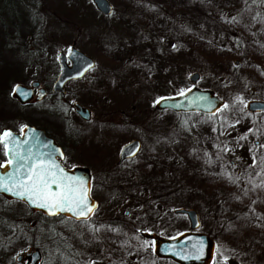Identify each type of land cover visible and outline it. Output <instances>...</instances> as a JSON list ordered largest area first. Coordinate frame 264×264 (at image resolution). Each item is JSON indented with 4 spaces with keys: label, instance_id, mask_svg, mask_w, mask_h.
Wrapping results in <instances>:
<instances>
[{
    "label": "rangeland",
    "instance_id": "obj_1",
    "mask_svg": "<svg viewBox=\"0 0 264 264\" xmlns=\"http://www.w3.org/2000/svg\"><path fill=\"white\" fill-rule=\"evenodd\" d=\"M23 1L21 8L8 4L7 12L25 14L29 5L36 20L13 42L26 51L19 74L0 97L11 96L16 83L48 82L59 51L68 53L74 46L95 59L84 78L67 85L68 99L90 109L91 120L67 109L58 134L75 140L74 148L67 146V160L90 168L99 208L87 222L47 219L45 227L37 224L25 236L0 229V264H17L18 254L25 264V251L34 249L41 253L37 264H56L58 258L63 264H151L152 242L141 231L173 236L186 230L185 217L173 212L179 207L195 208L201 228L229 255L253 235L264 242V231L231 226L239 223L234 215L251 207L264 212V187L257 186L264 185L261 159L240 152V166L230 162L237 159L231 131L245 123L243 106L232 97L230 22L245 14L242 6L251 1L109 0V15L91 0ZM194 71L200 76L195 84L213 88L229 105L227 111L184 116L155 108L157 99L194 85L189 79ZM252 120L246 127L264 126V117ZM53 123L44 121L48 128ZM134 138L142 142L139 153L118 165L119 148ZM252 192L263 197L253 199Z\"/></svg>",
    "mask_w": 264,
    "mask_h": 264
},
{
    "label": "flooded vegetation",
    "instance_id": "obj_2",
    "mask_svg": "<svg viewBox=\"0 0 264 264\" xmlns=\"http://www.w3.org/2000/svg\"><path fill=\"white\" fill-rule=\"evenodd\" d=\"M249 1H251V4L247 3V5L242 6V8L245 9V14L233 16L232 17L233 21L230 22L232 24L231 29H232V44H233V48L231 49V53L233 56V60H232L233 64L231 67V72H232L233 83L235 82L232 97L234 99L239 97L243 100V104H241V106H243V114L245 120L243 127H241L239 130L231 131V140L235 145V152L237 153L236 156L237 159L231 160L230 162L232 164L236 162L238 163V166H240L239 162L242 163L239 157L240 152L243 155H247L248 152H250V154H255L258 159L259 158L261 159V157L264 156V147H260V146H264V126L254 127V128L250 126L246 127L248 124L246 120L256 119L257 117H264V29H263L264 0H249ZM72 47H70V49ZM64 54L67 55L68 53H64ZM67 64L68 66L71 65V61L69 59H67ZM95 64L96 61L94 59V65L91 68H89L83 76H81L80 78L67 80L63 86L64 92H61L60 90H53V84L60 72V65L58 64L56 58V63H55L56 73L52 76L51 79H49L48 82L44 83L40 81L38 78H34L31 79L29 82L20 83L26 86L27 88L31 89L30 91L31 96L27 101L22 102L17 97H15L13 95V89L11 96L9 94L6 97H0V135H2L5 130H8L12 134L17 135V137L20 139L22 136V129L26 125L34 126L36 128L44 130L45 134L53 138L55 142L62 149L64 156L63 159L61 160V164L66 168H75V167L86 168L90 175L91 184H92V172L90 168L85 164H81L78 162L72 163V162H68L67 160V157L69 156L67 146H73L75 140L73 139V137H71V134L60 136L58 133L59 131H62L61 125H63V122L61 119H62V115L66 113L67 109L69 110L72 109L74 113L82 121L88 122L91 120V114L89 119H83L81 118L80 115H78L75 112L73 104L78 101H71L68 99L69 94L67 92V85L69 83H73L79 79L84 78L88 74V72L94 68ZM194 72L198 73L197 71ZM199 77L200 76L198 73V77L196 81H192L194 85L192 84L187 89L191 88L192 86H197L195 83L198 81ZM33 82H38V85L33 86L32 85ZM202 89L212 90L219 98H221L213 88L203 87ZM2 92H3V87L0 88V95ZM221 99L224 101L225 104V100L223 98ZM252 101L261 102L262 105L256 106V108L253 109H249L248 108L249 102ZM46 102H48L49 104L45 105ZM48 111L49 112L54 111L55 115L54 116L48 115ZM172 112L177 113L178 115H185V116L191 113H197L206 116H214L217 114L218 111L214 113H203L197 111H191V112L172 111ZM48 117H50V119H48ZM46 119L52 120L54 122L53 123V125L55 126V128L53 126L54 129L48 128L46 124H44V121H46ZM215 131H216V135H218L220 140L222 141V129L219 123L217 124ZM11 140L14 143L13 148L19 145L18 150L21 153H26L30 148V147L22 148L21 147L22 145L19 144V141H16L15 138L13 137ZM37 140L38 139L36 138L35 141ZM72 148H74V146ZM31 151L33 153L42 155L44 159L46 157L45 154L41 153L37 147L31 149ZM119 151L117 153L118 159L116 162L118 165L134 158L139 153L140 150L134 157L124 158L123 160H119ZM189 154L190 153H188V156ZM8 159H9V155H5L3 145L0 144V164H7ZM4 168L5 167H0V177H4L6 181L8 174L14 171V167L10 166V168H8L7 170H3ZM7 183L9 184V187L12 188V190H16L11 180H7ZM90 194L93 198H95L92 195L91 191ZM252 195H253V199L257 198V196L259 198L263 197V195L260 196L258 193H253ZM98 208H99V201H98L97 209ZM186 208H193V207H186ZM96 210H94V213ZM173 212L176 214H181L185 217L187 223L186 230L173 236H163V235H159V236L173 238L183 232H191V231L207 234L213 242V249L211 256L207 260L190 259L187 262L181 263L170 257H162L154 253L155 261H152L151 264H264V242L259 241L255 235H253L252 238H250V240L248 241L249 245H247L248 243L246 242L247 244H245V246L240 247L238 245L235 248L233 247L231 249V254L229 255L228 254L229 249L225 248L226 246L220 247L217 244L218 242L217 239L201 228L202 222L200 219L199 212L197 210L196 212L198 217V226L194 229L191 228L190 219L186 214L175 212V209L173 210ZM126 214H128V211H126ZM32 215L35 216L36 218L32 222H30L31 221L30 218ZM59 216L76 222H85L84 220H75L73 218H69L62 215ZM59 216H52V217H59ZM47 217L49 216H47L42 212L32 211L30 207L19 198L8 197L0 191V229L5 230L7 233L22 232L23 233L22 235L25 236V234L27 235L28 231L31 228H35L37 224L38 226H40V228L45 227L46 224L45 222L47 220ZM91 217L87 219V221H89ZM234 218H235L234 221H237L239 223L235 225L231 224L232 227L235 226L239 230H247V232L264 231V212L258 209L255 210L254 208L251 207L248 213L240 212L237 215H234ZM234 218H232V220ZM245 218L248 219L249 223L243 225V220ZM141 234L151 240L153 252H154L153 235L156 233L141 231ZM7 242H9V240H7ZM26 253L27 251H25V258H26L25 264H27L28 262ZM17 256H20V258L17 259ZM17 256L15 257V263L22 264V260H23L22 254H18ZM225 258L227 259L225 260ZM120 263L122 264L124 262H119V264ZM135 263L137 264L138 261H136Z\"/></svg>",
    "mask_w": 264,
    "mask_h": 264
},
{
    "label": "water",
    "instance_id": "obj_3",
    "mask_svg": "<svg viewBox=\"0 0 264 264\" xmlns=\"http://www.w3.org/2000/svg\"><path fill=\"white\" fill-rule=\"evenodd\" d=\"M95 8L102 13L103 15H109L112 11V5L109 0H91ZM67 59L71 61V65L68 66ZM57 62L60 65V72L58 74L57 79L55 80L53 84V90H60L61 92H64V84L69 79H75L80 78L85 74V72L91 68L94 65V59L87 55L84 51L72 47L68 54H64L63 52H59L57 55ZM198 77V73L194 72L190 75L191 81H196ZM33 86L38 85V82H33ZM16 86H19L24 92H26L28 95L24 96L21 95L19 92H14V88ZM191 91L185 90L186 95L181 96L180 94H175L172 96H165L159 98L162 100V103L157 104L155 102V108L160 110H172L175 112H191V111H197V112H203V113H214L218 109L222 107L224 104V101L219 98L212 90L208 89H202L197 86H192ZM31 89L27 88L26 86L17 83L13 87V95L17 97L20 101L25 102L29 99L31 96L30 93ZM207 97L209 100H211L213 103L211 105V109L209 110L208 102L204 100H197V97ZM158 100V99H157ZM173 104H180L181 107L173 108ZM262 105L261 102L252 101L249 102L248 108L253 109L256 108V106ZM75 112L81 116L83 119H89L90 118V109L83 106L82 104L75 102L73 104ZM4 132H10L8 130H5ZM3 132V133H4ZM11 133V132H10ZM12 134V133H11ZM12 137L15 138L16 141H19V144L22 145L21 147H30L31 149L37 147L41 153L45 154V159H48V156L51 155L52 161L59 164L61 168L65 170V172L74 177L79 179H84L91 191V180L90 175L86 168H66L61 164V160L63 159V152L60 146L55 142L53 138L46 135L44 130L36 128L34 126L26 125L22 129V136L19 139L17 135L12 134ZM38 139L35 141V139ZM10 147H13L14 143L12 140L9 141ZM141 142L138 138L131 139L130 141L126 142L119 151V160H123L124 158H130L134 157L138 151L140 150ZM62 154V155H61ZM10 168V166L5 167L3 170H7ZM3 182H7L3 181ZM4 195L8 197H17L14 192L16 190L12 191H3L0 190ZM89 191V200L91 202L95 203V210L98 207V201L93 198ZM19 198V197H17ZM20 199V198H19ZM22 200V199H20ZM24 201L32 211H38L46 214L49 217L52 216H66L69 218H73L75 220H83L78 219L74 216H72L69 212H63L59 213L58 215H51L47 213L45 209H41L39 207H36L32 205L30 202ZM175 212L178 213H184L186 214L191 222V228L194 229L198 226V217L197 212L193 208H186V207H179L175 209ZM92 216V215H91ZM90 216V217H91ZM89 217V218H90ZM88 218V219H89ZM154 253L158 256L162 257H170L178 262L184 263L187 262L190 259H183L182 256L184 255H190L193 251L192 245L197 244L199 246L201 243L203 245V253L200 256L199 259H209L212 253L213 249V242L210 239V237L207 234L204 233H198V232H183L176 236V239L168 238V237H162L159 235L154 234ZM26 256L28 258L27 264H37L38 261L41 258V253L39 249H34L31 251H27ZM20 256H17V259H19ZM196 259V260H199ZM195 260V259H191Z\"/></svg>",
    "mask_w": 264,
    "mask_h": 264
},
{
    "label": "snow or ice",
    "instance_id": "obj_4",
    "mask_svg": "<svg viewBox=\"0 0 264 264\" xmlns=\"http://www.w3.org/2000/svg\"><path fill=\"white\" fill-rule=\"evenodd\" d=\"M191 91V89H188ZM14 92H19L21 95L27 96L19 86L14 88ZM181 96L186 95L184 90L179 93ZM197 100H204L208 102L209 110L211 109L212 101L207 97H197ZM238 103L243 104V100L239 97L236 98ZM157 104L162 103L158 99ZM173 108L181 107L180 104H173ZM228 104H223L217 111H227ZM243 138V137H242ZM12 139L10 132H4L0 135V144L3 145L5 155H9L7 164H0V167L13 166L14 171L8 174L7 180L13 182L16 191L14 194L22 200L30 202L32 205L45 209L51 215H58L59 213L69 212L72 216L87 219L94 214L95 203L89 200L90 188L84 179L74 178L68 175L59 164L52 161L51 155L45 160L42 155L33 153L29 148L26 153H21L17 145L15 148L10 147L9 141ZM264 147V146H260ZM226 150V149H225ZM62 155V154H61ZM255 161V157H254ZM260 163L262 165L261 171L264 172V156L261 157ZM251 165L250 167H254ZM230 182L235 183L236 178L231 177L227 172L223 173ZM5 181L4 177H0V190L12 191L9 184ZM258 187L264 185H257ZM247 191L245 190V195ZM99 231V229H94ZM176 239V237H173ZM144 245L147 246L148 242L145 241ZM193 251L190 255L182 256L183 259H199L203 253L202 243L192 245ZM227 258H225L226 260ZM95 264V262H93Z\"/></svg>",
    "mask_w": 264,
    "mask_h": 264
},
{
    "label": "trees",
    "instance_id": "obj_5",
    "mask_svg": "<svg viewBox=\"0 0 264 264\" xmlns=\"http://www.w3.org/2000/svg\"><path fill=\"white\" fill-rule=\"evenodd\" d=\"M22 1L23 0H0V88L3 87V89L8 85V83L13 81L14 76L19 74V66L21 63L20 58L24 56L26 51L20 45L16 46V48L12 47L14 46L13 42L16 43L18 40L17 36L26 33L30 24L32 25L36 20V12L35 10L30 9L29 5L26 8L27 11L25 14L22 13L20 15L21 12L18 11L15 16L10 15L7 12L8 9L6 6L8 4L14 5L13 2H15L21 8ZM3 6L6 8L3 9ZM14 32L16 37L11 36ZM6 67L10 68V71L4 69ZM48 115L54 116L55 112L48 111ZM61 218L63 217H47L48 220ZM62 261V259L58 258L56 259V264H63Z\"/></svg>",
    "mask_w": 264,
    "mask_h": 264
}]
</instances>
